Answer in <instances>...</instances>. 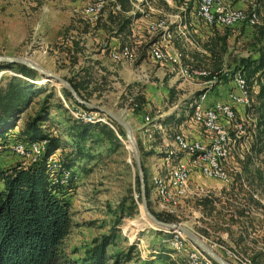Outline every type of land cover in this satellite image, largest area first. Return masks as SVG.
<instances>
[{
    "label": "rangeland",
    "instance_id": "374dc122",
    "mask_svg": "<svg viewBox=\"0 0 264 264\" xmlns=\"http://www.w3.org/2000/svg\"><path fill=\"white\" fill-rule=\"evenodd\" d=\"M92 1L94 0H0V55L26 56L38 65L66 79L75 73H83L81 71L83 68L90 70L93 67V76L89 79L92 82L87 100L117 112L129 121L140 149L142 163L144 162L147 175L150 178L151 174L159 169L160 162L153 150L146 151L142 147L140 148L135 123L141 121L145 114L157 117L166 110H170L169 91L172 87H176L174 94L176 103L180 104L181 108L187 106V112H189L187 102L196 98L197 89L200 86L182 79H175L167 68L153 64L147 51H150L151 47L165 50L164 46L177 49L176 51H184L185 61L188 64L220 73L222 76L221 71L238 69L243 58L258 55L255 38L232 35L223 42L208 38L199 23H203L204 27L207 26L206 28L211 26L207 25L208 21L199 15V7L192 0H117L120 9L116 7V4H110L108 6L110 14H101L100 16L111 15L110 17H113L115 23L124 17H132V22L137 19L142 22L144 19L141 18H145L148 21L147 28L144 24L140 26V34L144 36L143 38L139 37L138 40L129 37L130 34L127 32L123 33L126 40L124 45L118 49L111 48L112 44L103 47L100 39H106L107 34L114 36L112 30L114 25H110V17L99 16L98 25L100 26L93 28L96 22H91L88 11L89 3ZM259 1L231 0L230 7L234 13L244 15L245 20L257 16L253 21L246 22L248 26H264V0H261L260 3ZM123 3L130 7L128 12L123 10ZM191 3L195 5L192 11ZM118 13L120 16H117ZM107 18L109 20L105 21ZM163 19L171 25L172 35L168 40H163L161 33L152 34L150 31L149 23ZM198 21L199 23H197ZM240 22L234 23L231 27L242 25L243 23ZM105 24L110 27L101 26ZM214 24L218 27H227L220 24L218 20ZM195 29L199 31L195 32ZM156 35H161V37H155ZM73 40L80 41V45L84 48V52L78 53L79 61L77 63L73 62V58L76 56L75 52L70 50ZM159 40L162 45L157 43ZM138 43H142L144 49H140V58L130 64L127 69H124L120 62L112 60L108 55L99 54L102 49L105 50L104 54H108L107 51H122L126 46L132 47L136 51L135 46ZM170 49L168 51H171ZM2 71H4V78L15 73L9 69ZM223 81L228 84L229 79ZM38 82H40L39 85L46 86V92L36 97L30 108L22 114L18 122L19 131L24 128L30 117L35 116L41 107L47 104L51 107V120L60 122L61 126L59 128L61 131H59L56 127L53 128V122H50L49 132L54 136H62L65 132L64 129L70 123L67 120L69 115L67 111L58 106L59 99L68 111L70 106L89 115L88 109L65 98L62 93L63 86L60 83L54 84L41 75H38ZM262 83H264V78L262 81L254 78L249 83L253 91V101L256 104L258 103L256 95ZM3 84L5 81L0 82V85ZM224 88L228 89L229 86ZM227 89L223 90L224 94ZM90 92L93 93L90 94ZM137 96L142 97L141 104L135 106L132 104V100ZM210 97H215V94L210 93ZM139 106L142 109L137 110ZM93 112L97 119L110 120L99 111ZM251 113L254 119L258 118L254 106ZM169 126H171L169 130L171 134L180 130V127H176L172 123ZM248 130L247 122L246 131L248 132ZM118 136L121 145H116L113 150L107 151L110 144L105 142L104 146L92 150L91 153H97L96 157L80 162L75 170L78 178L75 189L70 193L72 227L59 248L62 261L84 264L89 251L96 244L95 240L115 230L117 242L107 248L110 257L108 264H114L113 255L117 252L132 253V258L129 261H124L122 258L121 264H135L140 259L152 260L154 264H186L174 254H171L172 259L161 260L157 257L158 249L167 244L169 236L159 233L157 227L143 214L144 212L142 213L141 202H139V212L135 216H129L128 209H125V214L119 210V205L122 202L126 203L125 207L130 205L131 197L138 201L139 192L136 182L138 169L131 146L126 138L120 134ZM262 140L264 141V135H262ZM61 151L59 150L58 153ZM245 152L247 153L245 160L238 161L241 173L235 176V181L237 179L238 183L235 185L232 197L242 203L249 202L251 195L254 199H258L259 203H254V208L250 212L256 218L257 231L253 237L259 239L258 244L262 246L264 241V152L258 154L255 151L252 152L251 148L250 151ZM9 158L18 161L20 156L13 154L10 146H7L6 150L0 151V164H4ZM236 159L239 160L238 157ZM198 180L212 194L223 195L225 199L229 194H223L222 191L225 188L227 192L232 190V186L229 187L218 179L200 176ZM196 201L197 199L186 201L179 213H174V215L179 219L178 223H183L198 233L197 227L205 224L200 221L204 210L201 207L197 208ZM152 208L156 212H160L153 201ZM117 220L119 223L116 222ZM222 235L227 238L226 233ZM203 238L231 262L240 264L236 256L249 257L242 251V254H239L210 239ZM230 245L234 244L231 242ZM131 246H135L133 251L130 249ZM237 250L240 249L237 248Z\"/></svg>",
    "mask_w": 264,
    "mask_h": 264
},
{
    "label": "trees",
    "instance_id": "16d2710c",
    "mask_svg": "<svg viewBox=\"0 0 264 264\" xmlns=\"http://www.w3.org/2000/svg\"><path fill=\"white\" fill-rule=\"evenodd\" d=\"M122 5L125 12L130 10V7L125 3ZM190 6L192 11L195 5L191 3ZM108 13L110 14V11ZM119 14L117 16H120ZM115 22L113 17H110V25H114L112 29L115 31L114 36L120 37V40L124 42L126 39L123 33L131 34L132 17H124L121 21ZM110 25L101 26L110 27ZM199 26L202 30L204 29L208 38L219 42L226 41L232 35L255 38L258 55L243 58L237 68L245 72L249 83L254 78L262 81L264 78V26L251 27L244 23L234 27L214 25V27L206 28L203 23H199ZM80 44V41H72L70 50L72 49L76 54L73 58L74 63L79 61L78 53L84 52V48ZM4 69L12 70L15 74L8 78H4L2 75L0 78V82L5 81V84L0 85V144L2 145L0 151L3 152L7 146L18 141L34 143L43 140L47 141V150L39 161L28 166L24 165L22 159L8 165L0 164V264H74L62 261L59 248L72 227L70 193L75 189L78 178L75 170L80 162L96 157L97 153H91L92 150L104 146L105 142L110 144L107 151L113 150L116 145H121L118 134L126 138L125 131L118 123L111 120L109 121L114 128L99 120L86 121L82 118H75L66 109L61 99H59L58 106L67 111L69 114L67 120L70 123L64 129L65 132L62 136H54L49 132L50 122H53V128L56 127L59 131H61L59 129L61 126L60 122L51 120V107L47 104H44L35 116L30 117L24 128L19 131L18 122L22 114L30 108L36 97L46 92V86L39 85V73L25 65L0 63V71ZM92 70L93 67L90 70L83 68L81 71L84 75L79 72L67 78L84 99H89V87L92 82L89 79L93 76ZM213 75L214 71L210 77ZM62 93L67 100L75 102L65 87H62ZM92 93L90 92V94ZM169 93V104L173 106L176 103L175 88H170ZM200 93L201 91H198L196 98L187 102L190 105L187 104L189 112H187V106H182L174 114L164 116L160 120L164 124L172 123L176 127L185 124L195 109L196 99ZM256 97L258 103L254 102L253 106L257 112L258 124L255 132L249 128L246 138L252 152L255 151L259 154L264 152V141L262 140V135H264V83L260 85ZM141 98L137 96L133 99V103L139 102L140 105ZM45 100L47 101V99ZM78 105L91 110L85 105ZM140 109L142 107L139 106L137 110ZM255 137L257 139H254ZM57 150H62L60 153L61 166L72 171L71 178L65 183L59 178V173L54 174L49 165V157ZM143 169L151 211L163 221L178 222L179 219L175 215L156 212L152 208L150 181L144 162ZM136 182L139 192L138 201L131 197L129 206L125 207L126 203L124 202L119 205L121 213L128 209L130 212L127 214L131 217L139 212V202H141L138 173ZM237 183L236 179L232 184L231 191L227 192L226 188L222 191L223 194L231 195L226 196V199L223 198V195L211 194L196 201L197 208L201 207L204 210L200 221L205 224L198 226L197 232L202 237L234 252L240 254L242 251L249 256L246 257L251 260V264H264V241L263 245L259 246L260 240L253 237L257 231L256 218L252 213H245L247 202L242 203L232 197ZM252 196H250L251 200ZM116 222L119 223V220ZM159 233H165L166 236H169L168 239L171 237V232L159 230ZM223 233L227 234V238L223 237ZM116 237V231L112 230L101 236L100 239H96L94 242L96 244L89 251L84 264H108L110 257L107 248L116 244ZM231 242L234 245L231 246ZM130 249L133 251L135 246H131ZM157 252V257L161 260L172 259L171 254H174V250L168 242L162 245ZM131 256L132 253L117 252L113 255L114 264H121L122 258L124 261H129ZM182 261L186 263L184 259ZM135 264H154V261L140 259Z\"/></svg>",
    "mask_w": 264,
    "mask_h": 264
},
{
    "label": "built area",
    "instance_id": "2783aa9c",
    "mask_svg": "<svg viewBox=\"0 0 264 264\" xmlns=\"http://www.w3.org/2000/svg\"><path fill=\"white\" fill-rule=\"evenodd\" d=\"M112 2L109 1V4L112 5ZM205 2V17L211 21V27H214L215 17H224V13L228 12H215L211 9V0H205ZM100 17H110V15ZM98 19L99 17H96V25L93 28H98ZM155 37H161V35ZM105 38L100 39L103 47L106 44L116 46L113 36L107 34ZM135 49H144V46L138 43ZM164 49L170 48L164 46ZM107 52L117 62L135 63L140 58V51ZM147 54L150 61L167 68L168 72L178 79L200 86L198 91H201L191 117L184 124L186 129H180L171 134L169 131L171 126L160 120L165 116L164 113L157 117L145 114L140 128L144 142L149 149L156 150L155 155L160 162L159 169L149 178L150 200L155 203L160 212L174 215L179 213L186 201L199 200L212 194L198 180L200 176L218 179L229 187L232 186L235 176L241 173L238 161L245 160L247 155L245 151H250L246 138L249 133L246 131L247 122L249 128L255 132L258 118L252 117L253 91L245 72L241 69L221 71L222 76L220 73H214L210 77L212 71L188 64L185 61L184 51H147ZM3 72L0 71V78ZM224 79H229L227 92L217 94V98L208 104L210 93L215 86L227 83L223 81ZM133 105L138 106V103L134 102ZM178 107L180 104L175 103L170 108H176L175 111H177ZM68 108L75 118L86 121L99 120L114 128L113 124L106 119H97L93 114L94 110H89L88 115L80 109L70 106ZM1 146L0 144V149H2ZM10 150L13 154L20 156L24 165L28 166L39 161L45 154L47 141L34 143L18 141L10 145ZM58 152L59 150L49 157V165L54 174L59 173V178L65 183L71 178L72 171L61 166ZM167 242L174 250V255L184 259L186 264H217L180 231H171V237ZM236 258L241 264H251V260L247 257L236 256Z\"/></svg>",
    "mask_w": 264,
    "mask_h": 264
},
{
    "label": "water",
    "instance_id": "95a60500",
    "mask_svg": "<svg viewBox=\"0 0 264 264\" xmlns=\"http://www.w3.org/2000/svg\"><path fill=\"white\" fill-rule=\"evenodd\" d=\"M0 63H12V64H22L25 65L39 73L42 77L51 80L54 84L60 83L65 87L74 98L75 102L80 105H85L91 110L99 111L105 114L111 121L118 123L125 131L126 139L131 150L133 152V157L138 169V175L140 180V194H141V208L145 216L157 227L158 230L171 232L180 231L182 232L188 240L193 242L197 247L203 250L209 257H211L217 264H235L221 255L217 250H215L201 235L193 231L191 228L187 227L183 223L178 222H167L159 219L150 209L147 198L145 172L143 169L142 157L140 149L138 147L133 127L122 115L117 112L111 111L105 107L96 105L87 99H84L79 95L76 89L73 87L72 83L58 74L45 69L44 67L38 65L30 58L26 56H8L0 55ZM44 79V78H43Z\"/></svg>",
    "mask_w": 264,
    "mask_h": 264
},
{
    "label": "bare ground",
    "instance_id": "6f19581e",
    "mask_svg": "<svg viewBox=\"0 0 264 264\" xmlns=\"http://www.w3.org/2000/svg\"><path fill=\"white\" fill-rule=\"evenodd\" d=\"M109 1H113L112 4H116V7H118L117 0H94L91 3H89L88 11H89V18L91 22H96V17H99L101 14H107L109 12L108 6ZM197 3L199 7V15L204 19L207 20V24L211 25V21L205 17L206 14V2L205 0H192ZM254 1V0H252ZM230 2L231 0H211V9L215 12H228L224 13L223 16H216L214 19L215 21H220V24L231 27L234 23L240 22H251L253 21L257 16L252 17L249 20H245V16L242 14H236L231 10L230 7ZM229 6V7H228ZM202 19V20H203ZM163 20H159L155 23H149L150 25V31L152 34H159L161 33L163 40H168L171 38L172 31L170 30V23H168ZM215 25V24H214ZM114 38V37H113ZM105 46L108 47L106 44ZM122 51H134V49L131 47L129 48L126 46ZM136 51H140V49H136ZM150 51H168V49L161 50L160 48L157 47H152ZM171 51H176L175 49H171ZM143 213V211H142ZM144 214V213H143ZM145 215V214H144Z\"/></svg>",
    "mask_w": 264,
    "mask_h": 264
},
{
    "label": "crops",
    "instance_id": "0c3cea01",
    "mask_svg": "<svg viewBox=\"0 0 264 264\" xmlns=\"http://www.w3.org/2000/svg\"><path fill=\"white\" fill-rule=\"evenodd\" d=\"M131 4H134V3H131ZM123 13V12H122ZM140 19V18H139ZM142 20L144 19V21H140V20H136L135 22L133 21L132 22V24H131V29H130V35H129V37H132V38H134V40H138V38L139 37H142L143 38V36L144 35H141L140 34V32H141V28H140V26L141 25H143L144 24V26H146L147 25V23H148V21H147V19H145V18H141ZM109 19H107V20H105V21H108ZM140 21V23L138 24V22ZM196 21V20H195ZM197 23H199V21L197 22ZM191 24V23H190ZM206 26V25H205ZM207 27V26H206ZM146 28H147V26H146ZM196 31L195 32H198L199 30H197V29H195ZM148 31H149V28H148ZM115 31H113V33H114ZM148 33V32H147ZM150 33V32H149ZM109 35V34H108ZM114 37V44L116 45V46H113V44L112 45H110L111 46V48H113V49H118L119 47H121V46H123L124 45V42H122L121 40H120V37H116V36H113ZM140 39V38H139ZM157 43L158 44H160V45H162V42H161V40H159V41H157ZM152 48V47H151ZM177 50V49H176ZM105 53V50L104 49H102L101 51H100V55H103V56H105V55H108L110 58H111V55L109 54V52H108V54H104ZM149 57V56H148ZM150 59V58H149ZM113 60V59H112ZM152 62V61H151ZM123 66V68L124 69H127L128 67H129V65L130 64H132V63H130V62H127V61H122V62H120ZM153 63V62H152ZM153 64H155V63H153ZM163 67V66H162ZM165 68V67H164ZM173 76V75H172ZM175 79H178L177 77H175V76H173ZM227 84V83H226ZM226 84H224V85H218V86H215V88H214V90H213V92L212 93H214L215 94V97H213V98H209V101H208V104H210V103H212V101H213V99H215V98H217V94L219 95V94H221V93H223V90L224 89H227V88H224L225 86H227ZM198 86V85H197ZM176 88V87H175ZM224 88V89H223ZM197 90H199V87H198V89ZM223 95V94H222ZM226 99V98H225ZM149 105V104H148ZM174 110V111H173ZM174 112H175V109L174 108H170V110H166L165 112H163L164 113V115L165 116H169V115H172V114H174ZM143 125V119L141 120V121H139V122H136L135 123V127H136V133H137V137H138V139H139V142H140V145H141V147L144 149V150H146V151H150V150H153L155 153H156V150L155 149H149L148 148V146H147V144L144 142V138H143V133L141 132V130H140V128H141V126ZM180 129H186V126L184 125V124H182V126H180ZM20 160V159H19ZM16 160H14V158L12 159V158H9V160H7L6 162H4V164H2V165H8V164H10V163H13V162H15ZM250 202V203H249ZM249 202H247V205H246V211H245V213H251L250 211L254 208V202L256 203V204H258L259 203V201H258V199H254V197H253V199L251 200L250 199V197H249ZM236 203V202H235ZM236 206H238L237 205V203H236Z\"/></svg>",
    "mask_w": 264,
    "mask_h": 264
}]
</instances>
